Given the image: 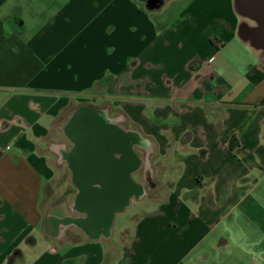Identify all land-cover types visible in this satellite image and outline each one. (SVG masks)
<instances>
[{"label":"crops","instance_id":"1","mask_svg":"<svg viewBox=\"0 0 264 264\" xmlns=\"http://www.w3.org/2000/svg\"><path fill=\"white\" fill-rule=\"evenodd\" d=\"M244 2L0 0V264H264V0ZM90 101L151 146L95 237L74 182L69 210L52 200Z\"/></svg>","mask_w":264,"mask_h":264},{"label":"water","instance_id":"2","mask_svg":"<svg viewBox=\"0 0 264 264\" xmlns=\"http://www.w3.org/2000/svg\"><path fill=\"white\" fill-rule=\"evenodd\" d=\"M245 0H238L240 13H244ZM258 28L264 30V15L250 16ZM253 36V30L248 34ZM106 110L80 106L72 114L65 134L74 144V149L65 156L75 176L79 189L75 208L87 214L78 221L84 231L96 234L109 230L116 213L128 203L132 194L141 195V188L127 178L135 169L138 160L130 158L139 136L120 129L111 121ZM118 152L128 153L124 159L116 160ZM99 184L100 187H96Z\"/></svg>","mask_w":264,"mask_h":264},{"label":"rangeland","instance_id":"3","mask_svg":"<svg viewBox=\"0 0 264 264\" xmlns=\"http://www.w3.org/2000/svg\"><path fill=\"white\" fill-rule=\"evenodd\" d=\"M174 13L175 12L169 8H165L162 10V14L164 15L165 20H171V18H173V16H175V15H173ZM83 104L86 106L91 105V107H93L92 105L94 103L90 101V102H84ZM87 104H89V105H87ZM118 126L123 127V128L125 127L123 123L118 124ZM64 144L68 145V147L71 146V144L69 143L67 138L64 139ZM136 153L143 160L147 158L145 152L140 150V149H136ZM52 155L54 157L55 162H58L57 154L52 152ZM156 160H157V154L156 153H152V154L150 153V155L148 157V161L150 163H155ZM148 161H147V163H148ZM57 167H58V169L56 170V174H57L56 175V181H54V186L52 189L53 190L52 200L54 201L53 206L57 204L59 206H64V207H66V210H69V208H68L69 204H71L72 199L76 193V187L74 186L73 181H72V172L69 170L66 163L59 164ZM152 176H153V179H151ZM158 176L159 175L157 172L150 173V179L152 180L151 183L153 184L154 188H156V182H157L156 180L159 178ZM134 179H138V176H135ZM141 183L144 184L146 189L150 188L149 185L146 183V180L141 179L140 184ZM154 188L152 187V189H154ZM139 206H140V203L134 201L129 206V208L127 209V212L125 214L118 215L117 220H116V225L114 227V232H115L116 237L119 235V232H120L125 220L128 218V216L131 215V213H133L135 210H137L139 208Z\"/></svg>","mask_w":264,"mask_h":264},{"label":"flooded vegetation","instance_id":"4","mask_svg":"<svg viewBox=\"0 0 264 264\" xmlns=\"http://www.w3.org/2000/svg\"><path fill=\"white\" fill-rule=\"evenodd\" d=\"M69 142H70V144H71V146L70 147H68V149L66 150V152H65V154L66 155H68L70 152H72V150L74 149V144H73V142L72 141H70L69 140ZM142 147L144 148V146H143V144H142ZM63 156V154L61 155V157ZM126 156H128V153H122V152H118V153H116L115 155H114V159H116V160H121V159H124ZM132 157H135L134 156V154L131 152L130 153V158H132ZM67 161V160H66ZM67 164H68V166H69V163H68V161H67ZM69 168H70V166H69ZM70 171L72 172V181L74 182V184H75V176H74V173H73V171L71 170V168H70ZM78 189V188H77ZM78 192H79V189H78ZM89 236H91V237H95L96 236V234L94 233V232H92V231H85Z\"/></svg>","mask_w":264,"mask_h":264},{"label":"bare ground","instance_id":"5","mask_svg":"<svg viewBox=\"0 0 264 264\" xmlns=\"http://www.w3.org/2000/svg\"><path fill=\"white\" fill-rule=\"evenodd\" d=\"M112 121V120H111ZM130 133V132H129ZM140 138V137H139ZM143 144L144 148H146L148 151L151 150V146L150 144H148L146 141L143 142V140L140 138L138 139V144H136V146H141ZM149 163H147V166H148ZM106 234L109 233V230H107L105 232Z\"/></svg>","mask_w":264,"mask_h":264},{"label":"trees","instance_id":"6","mask_svg":"<svg viewBox=\"0 0 264 264\" xmlns=\"http://www.w3.org/2000/svg\"><path fill=\"white\" fill-rule=\"evenodd\" d=\"M162 3H163V0H157V3H156V6H160V5H162ZM121 129V128H120ZM141 187V186H140Z\"/></svg>","mask_w":264,"mask_h":264}]
</instances>
